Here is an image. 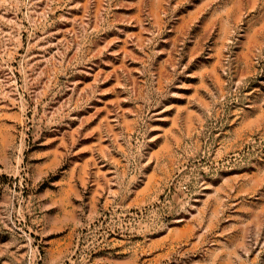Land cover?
Returning <instances> with one entry per match:
<instances>
[{
	"label": "rangeland",
	"instance_id": "obj_1",
	"mask_svg": "<svg viewBox=\"0 0 264 264\" xmlns=\"http://www.w3.org/2000/svg\"><path fill=\"white\" fill-rule=\"evenodd\" d=\"M0 264H264V0H0Z\"/></svg>",
	"mask_w": 264,
	"mask_h": 264
}]
</instances>
